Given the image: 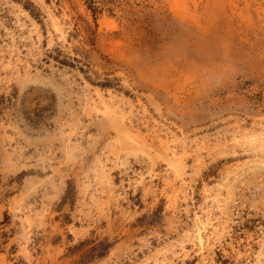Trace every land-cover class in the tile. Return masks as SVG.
Returning a JSON list of instances; mask_svg holds the SVG:
<instances>
[{
  "label": "rangeland",
  "instance_id": "374dc122",
  "mask_svg": "<svg viewBox=\"0 0 264 264\" xmlns=\"http://www.w3.org/2000/svg\"><path fill=\"white\" fill-rule=\"evenodd\" d=\"M0 264H264V0H0Z\"/></svg>",
  "mask_w": 264,
  "mask_h": 264
},
{
  "label": "trees",
  "instance_id": "16d2710c",
  "mask_svg": "<svg viewBox=\"0 0 264 264\" xmlns=\"http://www.w3.org/2000/svg\"><path fill=\"white\" fill-rule=\"evenodd\" d=\"M110 247L111 244L108 243L107 239H104L102 242H98L95 246L90 249L92 258H100L104 256L110 249Z\"/></svg>",
  "mask_w": 264,
  "mask_h": 264
}]
</instances>
